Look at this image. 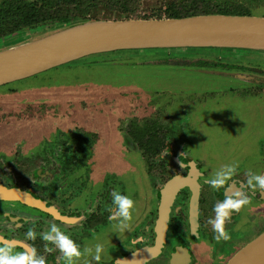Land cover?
<instances>
[{
  "label": "flooded vegetation",
  "instance_id": "obj_1",
  "mask_svg": "<svg viewBox=\"0 0 264 264\" xmlns=\"http://www.w3.org/2000/svg\"><path fill=\"white\" fill-rule=\"evenodd\" d=\"M168 60L164 61L167 63ZM175 61L174 65L180 69L194 67V64V69L220 72L215 75L219 76V81H224V89L231 93L222 99L234 96L236 99L231 102L232 106L213 113L219 106L217 99L212 95L198 96L201 99L199 104L187 102L188 105L183 104V108L188 109L172 113V116L166 115V119L162 115L140 123L128 121L120 125L111 117H108L111 118L108 123L104 117L101 118L104 132H111H107L111 128L112 133L119 129L125 132L124 145L131 151L139 150L148 165L155 164L153 161L162 150L167 149L168 141L174 148L187 153L172 159L176 169L156 193L158 204L155 217L151 219L152 208L145 210L148 205L143 207L142 216L134 207L133 217L136 214L138 219L143 220L137 223L132 220L131 233L121 234L120 237L112 233L107 216L111 207L109 192L114 184L109 182L104 171L112 175L115 174L114 169L108 167L104 170L101 161L95 162L93 155L88 158L90 148L85 133L80 130L66 131L60 133L54 143H38L32 157L23 158V148L11 152L12 161L6 165L8 176L5 177L12 179L10 183L13 184L4 185L2 182L0 190L16 193L19 199L13 202L9 199V205L0 206V243L13 244L15 251L30 252L35 249L36 255L42 257L45 264H64L54 246L41 238L51 224H56L81 249L97 242L104 244L99 262L82 256L78 264H85V260H89L90 264H115V259L124 260V264H225L246 244L245 239L248 240L251 232L256 233L254 237L261 233L259 230L264 226V191L242 187V184L247 180L249 170L264 173V68L204 60L192 62L184 58ZM225 71L253 78L250 81L254 87L237 83L246 82L243 79L222 78ZM148 103L159 108L154 100ZM167 104H172L173 108V102H167L165 107ZM67 110L70 112V109H64L63 113ZM214 119L221 120L218 124ZM47 151L50 156L45 159L41 154ZM229 163L237 165L235 175L220 190L213 189L206 181L218 168ZM152 169L148 166L149 173ZM76 172L80 184L72 190L74 185L69 179ZM85 174L86 181L82 182ZM88 174H95V178H89ZM88 179L94 183V190H84ZM145 180L151 189V180ZM171 182L177 186L172 192L166 190L171 189ZM140 187H144L143 183ZM238 188L248 196L249 203L234 213L230 222H225L230 238L216 241L208 224L209 218L215 215L213 205L224 199L225 191L233 192ZM161 192L171 198L162 237L157 235ZM131 198L136 206L138 199L132 195ZM105 204H110V207L106 208ZM30 228L36 233L34 240L25 235ZM138 235L143 236V241L132 245L130 241Z\"/></svg>",
  "mask_w": 264,
  "mask_h": 264
},
{
  "label": "rangeland",
  "instance_id": "obj_2",
  "mask_svg": "<svg viewBox=\"0 0 264 264\" xmlns=\"http://www.w3.org/2000/svg\"><path fill=\"white\" fill-rule=\"evenodd\" d=\"M19 1L22 0H15L16 3ZM170 1L174 0H139L137 14L141 17L160 14L161 18H165L164 8ZM179 1L176 0L174 3H179ZM2 2L3 0H0V6ZM207 2L209 10L216 8L223 12L233 9L245 11L249 15L264 17V0H208ZM105 8L103 5H98L97 13L94 11L90 16L75 17L74 19L115 20L110 18L111 14L105 13L113 12L107 11ZM31 29L23 26L8 37H0V47L25 38V36L34 37L45 31ZM103 57L110 60V64L101 65L98 63L103 60L101 56H93L0 87V185L2 182L4 185L13 184L10 183L12 179L5 177V175L8 176L6 165L12 161L11 152H14L13 150L19 151L23 148L25 151V157L22 155L23 158H29L35 154L34 147L38 143H54L60 133L75 130L79 132L80 130L85 133L86 140L89 141L88 158L93 155L95 162L103 163L101 165L104 170L108 167L113 168L115 174L108 175L109 172L104 171L109 182L114 184L113 188L138 199L136 206L134 205L138 215L144 213L143 207L148 205L145 210L152 208L151 219H153L158 204L156 193L176 169L171 162L172 159L176 158L178 154L187 153L174 148L168 141L165 158L161 159L158 155L153 161L155 164L148 165L139 150L131 151L124 145L125 132H121L119 129L112 133L111 128L107 130V132H111L105 133V129H103L105 126H102L101 118L104 117L107 123L112 118L119 124L121 123L120 125L126 124L128 121L140 123L145 119L152 120L153 117L158 118L162 115L166 119V115L172 116V113L188 109L187 107L183 108V104L198 102L201 100L198 96L210 95L216 98L219 103L213 113H219L223 107L232 106L231 102L236 99L232 95L230 98L222 99L223 96H228L231 93L224 89L226 87L224 81H219V76L215 75H219L220 72L217 70L214 72L212 69L203 71L194 69V64V67L180 69L174 65L175 60L184 58L192 62L204 60L212 63L238 64L249 68H264V51L188 48L164 51H123ZM166 58L169 59L167 63L164 61ZM91 61L95 63H91ZM224 73L226 74L221 75L222 78H238L234 72L225 71ZM255 78L259 79L260 77L255 76ZM237 83H246V85L254 87L253 83L248 80ZM150 100H154L159 108H155L153 103L147 104ZM259 100L263 101L262 98ZM169 101L173 102V108L172 104H167L168 108L165 107ZM64 109H70V112L67 110L66 113H63ZM114 110L116 112H113ZM220 120L214 119L213 121L219 124ZM18 148L19 150H17ZM41 155L45 159L50 156L49 151ZM1 164L4 166L2 167ZM148 166L153 167L150 173ZM82 172L83 170L80 171V175ZM88 175L91 179L95 178V174ZM78 177V172H76L69 179L70 183L74 185L72 190H76V186L80 184L77 180ZM84 177L82 182L86 181V174ZM144 179L151 180V189ZM140 183H143L145 188L140 187ZM43 185L47 186V184ZM40 187L42 188V186ZM45 189L47 190V187ZM84 190H94V183H91L90 179H88ZM18 199L13 198L11 201H18ZM9 204V199H0V206ZM109 205L105 204V207L109 208ZM138 215L134 214L133 217L136 223L143 220L138 219ZM93 223L99 224L97 221ZM263 231L264 226H261L259 232ZM255 234L251 232L248 240L245 239L246 243L253 239Z\"/></svg>",
  "mask_w": 264,
  "mask_h": 264
},
{
  "label": "water",
  "instance_id": "obj_3",
  "mask_svg": "<svg viewBox=\"0 0 264 264\" xmlns=\"http://www.w3.org/2000/svg\"><path fill=\"white\" fill-rule=\"evenodd\" d=\"M31 30L45 31L0 47V87L85 58L119 51L188 48L264 51V17L253 15L72 19L52 28L41 25ZM103 56L101 58L110 64V60ZM237 77L253 80L245 76ZM169 188L166 190L172 192L177 186L172 184ZM195 195L194 191L193 204ZM12 198L19 197L16 193L0 190V199ZM170 202L171 198L162 194L157 228L160 237L164 234ZM225 264H264V231L248 241Z\"/></svg>",
  "mask_w": 264,
  "mask_h": 264
},
{
  "label": "clouds",
  "instance_id": "obj_4",
  "mask_svg": "<svg viewBox=\"0 0 264 264\" xmlns=\"http://www.w3.org/2000/svg\"><path fill=\"white\" fill-rule=\"evenodd\" d=\"M166 153L162 150L159 154L160 158H165ZM236 168V164H224L214 172L213 177L208 179L206 183L213 189L220 190L233 178ZM246 175L247 180L242 184V187L247 186L251 189L258 188L264 191V173H253L249 170ZM108 202L111 207L108 209L107 220L111 224L112 233L119 237L121 234L131 233L134 210V201L131 196L118 191L116 188H112L109 192ZM248 203V196L242 192L241 188L235 189L233 192H224V199L217 201L213 205L215 215L208 220V224L211 225V231L214 233L213 239L220 241L230 238L224 227L225 222H230L231 216L234 213H238L240 208ZM25 235L28 239L34 240L36 238V233L31 228L28 229ZM41 238L54 246V249L62 257L64 264H78L82 256L90 257L92 261L99 262L105 247L103 243L97 242L81 249L56 224H51L49 231L42 233ZM143 239V236L138 235L130 243L135 245L142 242ZM14 247L13 244L7 242L0 243V264H45L44 259L36 255L35 249L30 252L15 251ZM51 250L49 249V251ZM85 264H90V261L85 260ZM115 264H124V260L115 259Z\"/></svg>",
  "mask_w": 264,
  "mask_h": 264
},
{
  "label": "trees",
  "instance_id": "obj_5",
  "mask_svg": "<svg viewBox=\"0 0 264 264\" xmlns=\"http://www.w3.org/2000/svg\"><path fill=\"white\" fill-rule=\"evenodd\" d=\"M175 1H170L164 8L165 18H182L218 12L231 15H249L245 11L233 9L223 12L218 11L216 8L209 10L208 0H180L179 3H174ZM138 4L139 0H22L18 3L15 0H3L0 6V37H8L16 29L23 26L35 29L45 24L49 28H52L57 24L68 23L75 17L85 18L86 16H90L94 11L96 12L98 5H103L107 11L113 12L114 14L105 13L111 14L110 18L115 20L151 19L153 17L155 19H161L160 14L139 16L137 14ZM120 52L123 51L102 55H111ZM126 52L137 51L131 50ZM107 62V60H102L98 63L104 65L108 64ZM91 63L95 62L91 61Z\"/></svg>",
  "mask_w": 264,
  "mask_h": 264
},
{
  "label": "bare ground",
  "instance_id": "obj_6",
  "mask_svg": "<svg viewBox=\"0 0 264 264\" xmlns=\"http://www.w3.org/2000/svg\"><path fill=\"white\" fill-rule=\"evenodd\" d=\"M139 254V253H138ZM142 254V253H141ZM130 260H132V258H130Z\"/></svg>",
  "mask_w": 264,
  "mask_h": 264
}]
</instances>
